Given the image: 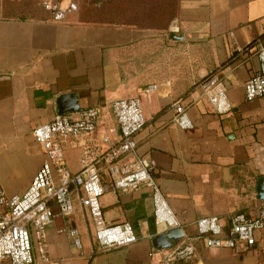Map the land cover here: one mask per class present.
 Returning a JSON list of instances; mask_svg holds the SVG:
<instances>
[{"label":"crops","instance_id":"1","mask_svg":"<svg viewBox=\"0 0 264 264\" xmlns=\"http://www.w3.org/2000/svg\"><path fill=\"white\" fill-rule=\"evenodd\" d=\"M7 1L0 3V183L9 195L25 192L48 158L33 131L59 114V95L77 93L83 109L102 106L100 129L114 123L113 99L138 96L147 121L137 135L138 151L155 161V177L185 235L196 234L199 218L216 215L227 236L233 214L259 213L264 96L247 101L244 83L260 65L264 0H179L175 28L169 30L97 23L79 11L57 22L42 9L15 16ZM216 70L233 105L227 114L214 112L196 85ZM152 83L158 88L147 96L144 89ZM173 103L187 109L193 128L177 125ZM81 150H66L72 171L80 169ZM102 174L110 179L107 166ZM72 190L74 212L57 215L48 229L50 260L34 264L160 259L161 251L150 255L153 237L165 231L155 220L150 186L101 197L106 221L130 222L138 235L107 251L97 250L92 218L81 193ZM71 228L79 231L80 248L61 231ZM174 264H264V229L256 231L253 244L235 248H207L198 240L196 256Z\"/></svg>","mask_w":264,"mask_h":264},{"label":"built area","instance_id":"2","mask_svg":"<svg viewBox=\"0 0 264 264\" xmlns=\"http://www.w3.org/2000/svg\"><path fill=\"white\" fill-rule=\"evenodd\" d=\"M4 0H0V3ZM52 21H64L80 9L82 0H34ZM259 69L244 83L245 99L264 96V44L258 49ZM214 112L232 111L227 86L219 70L197 81ZM155 83L147 85V96L156 90ZM176 106L175 122L182 129H191L194 122L187 109ZM114 123L100 129L102 106H91L78 112L57 114L46 123L35 127L33 133L43 146L48 158L22 194L9 195L0 183V264H34L36 260L49 261L48 229L57 215L70 216L75 209L72 189L80 193L81 202L88 210L95 226L99 251L135 242L138 235L130 222L110 224L106 221L101 197L107 191L126 192L143 184L153 190L154 214L157 224L165 231L183 227L170 207L155 172V161L138 151L137 135L145 128L146 118L142 100L138 96L113 99L110 104ZM79 138L83 141H79ZM81 145L80 169L72 171L66 150ZM108 167L110 179L103 174ZM56 206V209L54 208ZM196 234L185 235L174 246L156 249L160 259L154 264H174L190 260L197 254V241L207 248H235L241 242L251 245L256 231L264 229V203L257 215L237 212L231 216L227 236H222L223 225L218 216H204L196 223ZM81 247L77 228L62 229Z\"/></svg>","mask_w":264,"mask_h":264},{"label":"rangeland","instance_id":"3","mask_svg":"<svg viewBox=\"0 0 264 264\" xmlns=\"http://www.w3.org/2000/svg\"><path fill=\"white\" fill-rule=\"evenodd\" d=\"M179 0H82L80 9L97 23L174 29ZM10 15L24 16L38 8L32 0H8Z\"/></svg>","mask_w":264,"mask_h":264},{"label":"water","instance_id":"4","mask_svg":"<svg viewBox=\"0 0 264 264\" xmlns=\"http://www.w3.org/2000/svg\"><path fill=\"white\" fill-rule=\"evenodd\" d=\"M57 105L59 107V114L67 112H78L84 110L80 107L77 93H64L58 96ZM258 197L264 201V182L260 177L258 180ZM185 236V231L182 227H176L167 231L158 233L152 239L153 245L156 249H166L174 246Z\"/></svg>","mask_w":264,"mask_h":264},{"label":"trees","instance_id":"5","mask_svg":"<svg viewBox=\"0 0 264 264\" xmlns=\"http://www.w3.org/2000/svg\"><path fill=\"white\" fill-rule=\"evenodd\" d=\"M32 1L34 2V5L38 8L37 10L42 9L40 6H38V5L36 4V2H35L34 0H32Z\"/></svg>","mask_w":264,"mask_h":264}]
</instances>
